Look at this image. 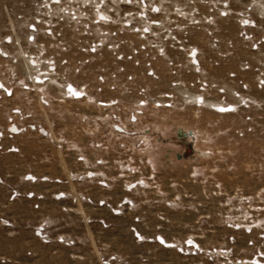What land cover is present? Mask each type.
I'll list each match as a JSON object with an SVG mask.
<instances>
[{"label":"rangeland","instance_id":"1","mask_svg":"<svg viewBox=\"0 0 264 264\" xmlns=\"http://www.w3.org/2000/svg\"><path fill=\"white\" fill-rule=\"evenodd\" d=\"M0 82V264H264V0H0Z\"/></svg>","mask_w":264,"mask_h":264},{"label":"bare ground","instance_id":"2","mask_svg":"<svg viewBox=\"0 0 264 264\" xmlns=\"http://www.w3.org/2000/svg\"><path fill=\"white\" fill-rule=\"evenodd\" d=\"M0 84L2 85V83L0 82ZM68 92L69 93H73L74 95H77L78 93L76 92V90H75V88H73L72 86H68ZM218 109H220L219 107H218ZM222 109V108H221ZM220 109V110H221Z\"/></svg>","mask_w":264,"mask_h":264}]
</instances>
